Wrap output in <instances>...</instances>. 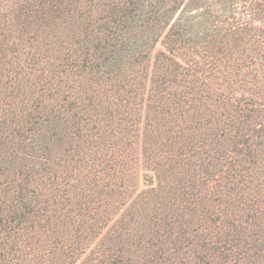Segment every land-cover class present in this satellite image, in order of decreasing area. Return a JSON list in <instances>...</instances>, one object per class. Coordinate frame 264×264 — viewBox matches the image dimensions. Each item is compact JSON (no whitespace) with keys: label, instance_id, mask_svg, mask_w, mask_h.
Masks as SVG:
<instances>
[{"label":"trees","instance_id":"1","mask_svg":"<svg viewBox=\"0 0 264 264\" xmlns=\"http://www.w3.org/2000/svg\"><path fill=\"white\" fill-rule=\"evenodd\" d=\"M25 69L0 264H264V0H0V81Z\"/></svg>","mask_w":264,"mask_h":264},{"label":"rangeland","instance_id":"2","mask_svg":"<svg viewBox=\"0 0 264 264\" xmlns=\"http://www.w3.org/2000/svg\"><path fill=\"white\" fill-rule=\"evenodd\" d=\"M54 45L55 44L53 42L52 46H54ZM37 46H38V49L40 50V52L42 54V47H43L42 43L41 42L38 43ZM54 47L56 48L57 52H59V50L57 49L58 46L55 45ZM159 50H161V45H158L156 47L155 51L158 52ZM42 58H44V60L46 61V56L45 57L43 56ZM44 63L45 62L41 63L38 66V68L35 70V72L36 71L38 73L41 72L40 69H42V67H44ZM38 73H37V75H38ZM10 79H11V82L8 85L9 87L5 88L3 83L7 80V76H3V78H1L0 91L4 92V93H10L11 92L12 93V97H13L12 100H14L15 106H21V102L19 101L20 98H21V92H23V90L24 91H28V89L26 87H29V86L33 85L35 88L39 89L43 85V82L39 81L38 77H35L33 79V75H30V73L28 72V69H25L21 73V76H20L19 73L11 75ZM51 81L53 82L52 90H54L55 87H56V79H53ZM34 82H35V84H34ZM235 95L240 97L241 92H236ZM30 105H33V103L29 102V107H30ZM0 108L1 109L4 108V103L0 104ZM144 172H145V170H142V173H144ZM143 181L144 180L141 179V185L143 184ZM247 197H248L247 193H245L244 191L240 190V187L236 188L235 191H230V192L226 193V195H225L226 203L233 210V212L235 213V216L240 215V217H242V218L245 217V208H246V206L248 208L250 206V204H252V200H253V199H247ZM183 205H184V203H183ZM190 208H192V207H190ZM241 224H242L243 227H248L250 230H253V229L257 228V227L261 228V231H262L261 236H264V211H262V210L260 211L259 210V214H258L257 218H255V217L253 218L252 217V218H250L249 221L245 218L244 220H242ZM150 236H151V234L148 231V233L146 235V238L150 237ZM164 241H168V239L165 238ZM115 244H117V243H115ZM125 244L127 246V249L129 250L127 252V254H129V256H131L132 254H135L134 253L135 252V248H134L133 242L132 241L131 242H127ZM132 245H133V247H132ZM192 264H197V262L193 260Z\"/></svg>","mask_w":264,"mask_h":264}]
</instances>
